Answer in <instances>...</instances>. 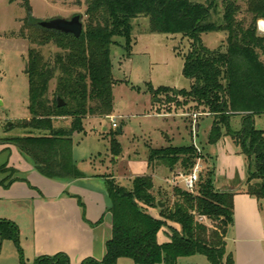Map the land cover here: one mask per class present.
Wrapping results in <instances>:
<instances>
[{
  "label": "trees",
  "instance_id": "1",
  "mask_svg": "<svg viewBox=\"0 0 264 264\" xmlns=\"http://www.w3.org/2000/svg\"><path fill=\"white\" fill-rule=\"evenodd\" d=\"M243 2L246 16L240 18ZM86 5L87 22L82 35L75 38L41 27L27 4L21 35L32 46L27 56L31 118L17 122L26 136L1 142L18 147L49 179L70 182L84 178L74 159L73 137L85 131L87 119L114 114L111 47L122 38L130 56L133 21L144 17L152 34H181L193 41L183 69L184 77L193 82L191 90L151 87L153 97L174 93L175 99L167 96L168 103L181 98L195 105L196 111L202 107V112L213 118L210 143L223 137L234 141L247 161L246 193L264 199V131L255 126V116L264 115V35L258 32V22L264 20V0H86ZM219 6L223 16L214 21ZM213 32L226 33L225 51L211 50L202 43V35ZM50 45L58 51L46 58L41 49ZM53 80L56 87L51 94ZM59 99L64 101L63 107H59ZM234 116L242 119L239 131L231 129ZM59 119L70 123L58 128ZM111 142L113 155L119 157L122 146L114 135ZM198 152L193 145L150 150L149 167L156 161L172 170L181 164L187 175L197 159L203 158ZM202 177L196 194L175 188L173 198H164L163 208L158 206L151 175L135 177L128 186L105 177L111 238L101 261L87 259L82 264H117L121 258L134 264H179L180 259L196 255L205 256L210 264H235L226 250V236L234 223L235 194L216 189L213 171ZM150 209H157L160 217L153 216ZM199 217L212 226L200 222ZM163 229L170 231V241L161 245L158 235ZM4 241H12L18 248V264H29L13 222L0 221V243ZM33 264L71 263L60 253L40 257Z\"/></svg>",
  "mask_w": 264,
  "mask_h": 264
},
{
  "label": "rangeland",
  "instance_id": "2",
  "mask_svg": "<svg viewBox=\"0 0 264 264\" xmlns=\"http://www.w3.org/2000/svg\"><path fill=\"white\" fill-rule=\"evenodd\" d=\"M27 4L31 6L34 18L40 21L55 18L70 20L76 15H82L83 25L85 26L87 22L86 0H0V141L26 136L27 132L18 128L17 122L31 118L27 56L32 46L21 35L27 17ZM240 4L243 10L240 18H243L246 16L247 5L244 2ZM222 14V7L219 6L218 13L213 14V20L220 21ZM148 29L147 18L140 17L133 21L130 56L123 48L125 41L122 38L116 39L119 44L111 47L115 79V112L118 117L117 123L124 127V134H119L118 129L108 122L105 126L109 131L106 132L102 126L93 124L91 118L87 119L85 131L73 137L74 159L78 168L87 173L101 175L103 178L114 175L121 178L120 183L127 184L124 180L131 183L135 177L152 174L149 167L150 150L193 145L199 151V155L203 156L200 161L203 166L200 177L206 178L210 171L217 177L225 176L229 172L242 173L240 169L243 163L231 162L228 158L236 150L230 139L223 137L217 143H210L213 118L204 114L202 107L196 111L195 105L186 104L181 98L180 102L168 103L167 96L175 99L174 93H162L159 99L153 97L151 87L154 90L160 88L191 90L193 82L184 77L183 69L185 57L191 51L193 41L181 34H152ZM259 33L264 35L263 32ZM201 39L211 50L221 48L225 51L227 48V35L224 32L206 33ZM41 51L46 58H50L58 49L50 45ZM55 87L56 80H53L50 84L51 94ZM68 120L59 119L57 122L64 124L58 123L56 127L68 126L66 124ZM10 123L12 125L9 127ZM255 126L264 131V115L255 116ZM231 129L233 131L241 129L240 116L231 119ZM113 135L122 146L123 155L119 158L112 153ZM238 156L244 158L242 154ZM198 161L199 159L196 163ZM159 164L156 161V165ZM159 172L166 180L160 190L167 195L170 194L171 199L175 188L183 189L182 179L176 178L180 174L185 175L186 171L181 164H177L172 171L163 165ZM173 180H176V185L172 184ZM197 190L196 187L194 194ZM23 213L30 216L28 211ZM27 215L24 216L26 221ZM198 220L212 226V222L204 217H199ZM159 235L158 242L161 245L170 239V231L169 236L163 231ZM28 237L26 233V236L20 239L22 251L29 250ZM17 251L18 248L12 242L0 243V264L19 263V258L15 254ZM188 260H193L195 264H210L202 255H196L191 259L182 258L179 264H188ZM117 264L134 263L129 258H121Z\"/></svg>",
  "mask_w": 264,
  "mask_h": 264
},
{
  "label": "crops",
  "instance_id": "3",
  "mask_svg": "<svg viewBox=\"0 0 264 264\" xmlns=\"http://www.w3.org/2000/svg\"><path fill=\"white\" fill-rule=\"evenodd\" d=\"M91 119L93 124L102 126L106 132L109 131L105 126L106 122L112 126L114 122L118 124L115 99L112 116L106 119ZM58 123L63 122L56 121V125ZM69 123L68 120L66 124ZM117 129H121V134H124V127L118 124ZM227 138L236 149L228 158L231 162H242V169H239L243 172L215 176L214 182L218 191L235 194L234 223L226 236V250L228 254L233 255L235 264H264V199L257 200L246 193V158L244 155V158L238 156L241 155L240 149L230 137ZM122 155L123 150L119 157ZM162 166L154 165L151 168L156 196L161 202L165 197H170V194L167 195L160 190L166 183L159 172ZM3 167L8 171H1ZM80 171L85 176L82 179L70 182L49 179L36 170L32 160L24 156L18 147L0 141V211L2 210L0 221L16 224L19 239L28 233L29 250L22 251L27 263L33 264L40 257H52L60 253L66 254L71 264H82L87 259L101 261L104 258L106 243L112 232V219L106 212L108 205L106 178ZM110 178L120 185H131L128 180H124L127 184L120 183L121 178L114 175ZM80 201L84 208L81 207ZM164 204L166 206V203ZM24 211H28L30 216L24 214ZM150 212L156 218L160 217L157 209H150ZM25 215L28 216L27 221L24 219ZM162 231L169 236L167 229ZM169 241L170 239L166 240L167 243ZM15 254L20 261L19 252ZM191 258L193 257L188 259ZM180 261L181 259L179 263ZM188 264L195 262L188 260Z\"/></svg>",
  "mask_w": 264,
  "mask_h": 264
},
{
  "label": "water",
  "instance_id": "4",
  "mask_svg": "<svg viewBox=\"0 0 264 264\" xmlns=\"http://www.w3.org/2000/svg\"><path fill=\"white\" fill-rule=\"evenodd\" d=\"M39 25L43 28L55 30L64 34H71L75 38H79L82 35V32L84 30V25L82 22V15H76L72 19H62V18H55L51 20H42L39 21ZM28 72V71H27ZM59 107H63L64 101L59 99ZM12 125V123L9 124V127ZM198 130V127L196 131ZM118 133L121 134L122 130H118ZM158 206L160 208L165 207V204L161 201H158Z\"/></svg>",
  "mask_w": 264,
  "mask_h": 264
},
{
  "label": "built area",
  "instance_id": "5",
  "mask_svg": "<svg viewBox=\"0 0 264 264\" xmlns=\"http://www.w3.org/2000/svg\"><path fill=\"white\" fill-rule=\"evenodd\" d=\"M258 30L259 32H263L264 33V22H259L258 24ZM113 127L115 129L118 128V125L114 122L113 123ZM201 159H199V161L195 164L194 168L192 169V171L189 174H180L176 179L181 178L183 181V190H185L186 192L189 193H195L197 184L200 180V173L203 170V166L201 164ZM176 180L172 181V184L176 185Z\"/></svg>",
  "mask_w": 264,
  "mask_h": 264
}]
</instances>
